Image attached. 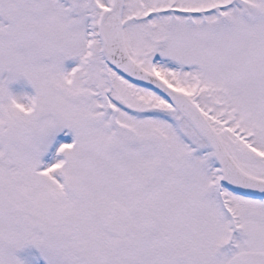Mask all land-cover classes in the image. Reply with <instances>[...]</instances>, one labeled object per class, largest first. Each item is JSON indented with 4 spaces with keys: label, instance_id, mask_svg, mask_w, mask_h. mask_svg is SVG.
Segmentation results:
<instances>
[{
    "label": "snow or ice",
    "instance_id": "obj_1",
    "mask_svg": "<svg viewBox=\"0 0 264 264\" xmlns=\"http://www.w3.org/2000/svg\"><path fill=\"white\" fill-rule=\"evenodd\" d=\"M0 264H264V0H0Z\"/></svg>",
    "mask_w": 264,
    "mask_h": 264
}]
</instances>
